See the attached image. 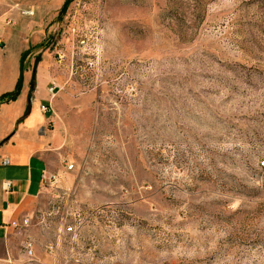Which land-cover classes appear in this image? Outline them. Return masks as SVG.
I'll return each instance as SVG.
<instances>
[{"label":"rangeland","instance_id":"374dc122","mask_svg":"<svg viewBox=\"0 0 264 264\" xmlns=\"http://www.w3.org/2000/svg\"><path fill=\"white\" fill-rule=\"evenodd\" d=\"M39 63L65 134L40 264H264V0H0V73Z\"/></svg>","mask_w":264,"mask_h":264},{"label":"crops","instance_id":"0c3cea01","mask_svg":"<svg viewBox=\"0 0 264 264\" xmlns=\"http://www.w3.org/2000/svg\"><path fill=\"white\" fill-rule=\"evenodd\" d=\"M42 67L39 63L35 71L25 72L17 98L0 104V264L42 262L37 244L42 228L29 229L36 240L35 257L29 259L23 254V235L9 225L46 208L43 173L55 170L65 145L53 113L56 86ZM16 81L7 71L0 73V95L12 91ZM42 104L49 106L48 112L41 110Z\"/></svg>","mask_w":264,"mask_h":264},{"label":"built area","instance_id":"2783aa9c","mask_svg":"<svg viewBox=\"0 0 264 264\" xmlns=\"http://www.w3.org/2000/svg\"><path fill=\"white\" fill-rule=\"evenodd\" d=\"M22 14L24 15H33L34 10L26 9L22 10ZM50 91H53V88L50 89ZM49 106L46 104L41 105V110L44 112L49 111ZM68 169L73 168V164H69L67 166ZM43 184L44 186L48 183L49 187L52 189H58V186L55 185L57 183V175L51 174L50 172H44L43 173ZM54 198L58 199L62 197V194L54 193ZM58 202V201H57ZM60 211V206L56 203L53 206H51L50 211H39L37 212L33 217H23L21 219H15L9 222V225L13 227L17 233L22 234L24 239L22 242V250L23 254L29 258L32 259L35 257V248H36V240L34 236L29 232V229L33 226H40L41 228L44 227L46 229L50 228V225L48 222V219L52 217L53 214H56ZM77 228L76 225L72 221H67V219L63 216L59 218L58 226H56V229L54 231V238L52 240H47L43 247L45 251L49 254H54L59 251L60 244L63 241H66L68 239H72L76 236Z\"/></svg>","mask_w":264,"mask_h":264},{"label":"trees","instance_id":"16d2710c","mask_svg":"<svg viewBox=\"0 0 264 264\" xmlns=\"http://www.w3.org/2000/svg\"><path fill=\"white\" fill-rule=\"evenodd\" d=\"M21 87H22V76L20 75L18 82L15 86V88L12 91L3 93L2 95H0V104L3 102H7L13 99H16L18 94L21 91Z\"/></svg>","mask_w":264,"mask_h":264}]
</instances>
